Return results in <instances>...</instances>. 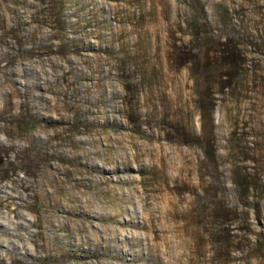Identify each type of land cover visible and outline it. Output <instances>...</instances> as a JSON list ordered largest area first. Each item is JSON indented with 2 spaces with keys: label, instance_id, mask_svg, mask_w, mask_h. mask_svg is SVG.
Wrapping results in <instances>:
<instances>
[{
  "label": "rangeland",
  "instance_id": "rangeland-1",
  "mask_svg": "<svg viewBox=\"0 0 264 264\" xmlns=\"http://www.w3.org/2000/svg\"><path fill=\"white\" fill-rule=\"evenodd\" d=\"M0 264H264V0H0Z\"/></svg>",
  "mask_w": 264,
  "mask_h": 264
}]
</instances>
